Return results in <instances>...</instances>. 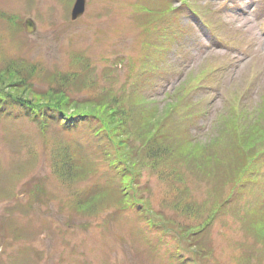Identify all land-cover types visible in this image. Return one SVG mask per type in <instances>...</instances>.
Instances as JSON below:
<instances>
[{
  "label": "rangeland",
  "instance_id": "rangeland-1",
  "mask_svg": "<svg viewBox=\"0 0 264 264\" xmlns=\"http://www.w3.org/2000/svg\"><path fill=\"white\" fill-rule=\"evenodd\" d=\"M73 3L0 0V264H239L241 249L264 264V0H87L76 19ZM25 71L35 96L61 75L90 119L60 118L51 91L30 112L1 103ZM113 102L163 154L143 132L126 148L140 166L114 160ZM243 167L248 193L231 185ZM150 219L167 235L148 243Z\"/></svg>",
  "mask_w": 264,
  "mask_h": 264
},
{
  "label": "trees",
  "instance_id": "trees-1",
  "mask_svg": "<svg viewBox=\"0 0 264 264\" xmlns=\"http://www.w3.org/2000/svg\"><path fill=\"white\" fill-rule=\"evenodd\" d=\"M28 74L29 73L25 71V73H24L25 76H24L23 81H18V79L16 78L17 79L16 85H17V87H19V90L17 93H20V95L14 94L12 97V95H8V94H12V92H5L4 96L8 95V99H4L2 97L3 100H1V103L5 102L4 104L19 106V107L24 108V110L26 112H30V110L35 106V104L30 103V101H29L30 99L25 98V97H32L33 99L37 98L39 96L46 97V95L51 91L53 93H57L58 97L62 96L63 94H66L68 97V100L67 101L65 100L66 103H63L64 106L59 105L56 108V111L60 114V118H64V116L66 114L65 112L67 111V109L72 107V108H74V110L76 112V113L73 112L72 114H70L71 118L74 117V120H72V122L77 121V120H88V119H90L88 117V112H90V111H88V110L95 109V106H94L95 104H93L94 102L84 104L83 101L75 99L76 98L75 95L72 92H70V90L68 89L69 87L71 89L72 86H69L67 84H62V81H61L62 79L60 78L61 75H59L57 77L56 85H52V86H56V88L50 87L51 89L49 88L46 91L40 92L39 94H37V96H35L32 92V89L26 90V85L27 86L29 85V78H30V77L29 78L26 77V75H28ZM62 78L66 79L64 77V75ZM66 80H68V79H66ZM52 81H53V79H52ZM53 83L55 84L54 81H53ZM1 86L2 85L0 83V90L3 91L4 88ZM8 88H10V87L8 86ZM26 91L28 93H26ZM66 91H68L69 93ZM0 94L3 95V93H1V92H0ZM24 100H27V101H24ZM52 100H54V99H52ZM108 105H109V110H110V108H111V110L114 108L115 111H113V113L112 112L109 113L110 114L109 116H107L108 113L102 115L101 118H99L100 119L99 122L102 126V129L104 128L105 138L107 139V141H109V144L107 145V147L109 148L108 151L113 154V157L115 158L114 160H117L118 163H121L122 161L128 163L131 170H133L132 167L135 169L136 167L140 166L142 164V162L138 163V165H136L135 163L133 165L131 159L132 158L136 159L138 156L133 155L131 150L129 152H127L126 148L127 147L130 148L131 146H133L132 143L129 142V139H131V138H134V139H136V141L141 142L139 134L141 135V133H143V132H145V137H143L144 138V142H143L144 143V150L146 149V147H148L150 150L149 152H151V151L152 152H162V149H160V144H158L159 143L158 142V136L154 133H152L150 135V132H147V131H149L147 124L145 126L143 124H142V126L140 124H138V127H137L138 131H133L130 134L131 127H129V123L134 119V116L131 112V108L126 107L124 105L121 106V104H118V103H114V105L109 103ZM90 113L92 114V112H90ZM93 116H95V115H93ZM231 119H233V118H231ZM232 122H233V124L231 125L232 129L235 132H237V130H239V125H237V122L235 120H233ZM143 126H144V129H143ZM260 130L264 131V128L260 129ZM257 131L252 136V138L255 141L257 140L258 135L261 132V131H258V132ZM189 140L192 141L191 139H189ZM189 140L186 141V144L191 143ZM239 140L243 141V139H239ZM163 152L160 154H163ZM226 153H228V152H226ZM257 154H258L257 160L261 159L260 162L263 163L264 146L258 150ZM254 160H255V157L253 159V163H254ZM247 169H248L247 167H243L242 170L237 175V177H234L232 179L231 185L234 186L235 190H238V189L243 190V188L246 186L247 182L252 180L251 179L252 177L247 174V171H246ZM72 174L73 173L71 170V175ZM128 187L129 186L122 188V189L127 190ZM250 188H252V186ZM250 188H249V191H250ZM253 189H255L254 186H253ZM74 200H76V202H82V201L78 200L77 198H75ZM76 202H74V204ZM138 203L141 204L143 202L141 200H138ZM261 203H263V205H264V201ZM261 203H259V204H261ZM259 204L254 208L259 207ZM251 205H254V201H253V204H251ZM146 208H147V210L149 209V211L153 212V209L150 206H147ZM257 212L262 214L261 211H257ZM151 226H152L151 223H149V229L150 230L160 232L159 229H151ZM259 226H261L259 231L262 228L264 229V226H262L261 224H259ZM199 247H202V246H199ZM197 248H198V246H197ZM204 251H208V250L205 249ZM241 251H242V253L240 256L241 257L245 256V259L238 257L237 260H238L239 264H243V263L249 264L250 260H252V263H254V264H261V261H258V259H259L258 253H253L252 251L244 252L242 249H241ZM254 254H257V255H254ZM202 256L208 257V254L204 253ZM199 260H201L203 263H206L201 258H199ZM246 261H248V262L245 263ZM207 264H209V263L207 262Z\"/></svg>",
  "mask_w": 264,
  "mask_h": 264
},
{
  "label": "water",
  "instance_id": "water-1",
  "mask_svg": "<svg viewBox=\"0 0 264 264\" xmlns=\"http://www.w3.org/2000/svg\"><path fill=\"white\" fill-rule=\"evenodd\" d=\"M85 1L86 0H76L75 1V4L73 6V9H72V17L73 18H76L79 14L83 13L84 9H85ZM26 28L27 30L31 31L35 28V23L34 21L32 20V18L28 17L26 19Z\"/></svg>",
  "mask_w": 264,
  "mask_h": 264
},
{
  "label": "bare ground",
  "instance_id": "bare-ground-1",
  "mask_svg": "<svg viewBox=\"0 0 264 264\" xmlns=\"http://www.w3.org/2000/svg\"><path fill=\"white\" fill-rule=\"evenodd\" d=\"M85 9H86V7H85ZM31 204H33L32 202H31ZM23 214V213H22Z\"/></svg>",
  "mask_w": 264,
  "mask_h": 264
}]
</instances>
